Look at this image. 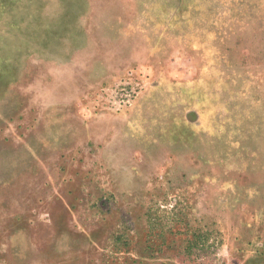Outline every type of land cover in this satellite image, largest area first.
<instances>
[{
	"label": "rangeland",
	"instance_id": "obj_1",
	"mask_svg": "<svg viewBox=\"0 0 264 264\" xmlns=\"http://www.w3.org/2000/svg\"><path fill=\"white\" fill-rule=\"evenodd\" d=\"M172 1L0 0V264H264V0Z\"/></svg>",
	"mask_w": 264,
	"mask_h": 264
},
{
	"label": "crops",
	"instance_id": "obj_2",
	"mask_svg": "<svg viewBox=\"0 0 264 264\" xmlns=\"http://www.w3.org/2000/svg\"><path fill=\"white\" fill-rule=\"evenodd\" d=\"M207 1H209V0H203L202 3L207 2ZM122 2H123L122 3V5H123V13L129 14V17L131 19L134 17L135 14H140L141 12L155 14V15L157 14V16H158V14H162V13H165V14H167V13H176L178 11V8L176 7V5L173 3L172 0H122ZM145 3H146L145 8H142V6L145 5ZM201 11L202 12H208L209 9L208 8L204 9V7H203V8H201ZM131 14H132V16H131ZM147 19L149 20L150 24H153L154 26H156V24H157L156 17H148ZM170 23H172V22H170ZM160 27H161L160 24H158L157 28H160ZM144 42L145 41H143L142 44L144 45L145 48L138 53L137 60H139L140 62L141 61L142 62L145 61V64H148V66H152L153 72L156 73V75H157L156 78L160 79L159 77H161V76H159L157 74L160 71L158 70V68L154 67V61L158 59L157 58V54L156 53H152V48H149V46H147L146 42L145 43ZM172 42L173 41H170L169 44H172ZM149 43L151 44L150 41H149ZM177 60H178L177 56H170V58H169L170 63H173V64ZM128 62H130V61H127V63ZM169 65H171V64H169ZM160 73H162L164 75L170 74V72L167 71V70H164L163 72H160ZM189 77L190 76H186L185 79H188ZM158 79H156V80H158ZM159 85H160V81H159L158 85L154 84L152 86V88L153 87L154 88H158ZM135 119L136 118L134 117V120ZM170 153H171V151H170ZM170 153H169V155H170ZM17 182H18V180H17ZM26 226L28 228H30L28 223H27ZM28 245L31 246V245H33V243L30 242ZM3 246H4V244H2L0 242V256H1L2 251H5L2 248ZM8 246H9L10 250H6L5 252L12 251L11 248L13 247V245L9 244ZM4 247H6V246H4ZM0 263H2L1 258H0Z\"/></svg>",
	"mask_w": 264,
	"mask_h": 264
},
{
	"label": "built area",
	"instance_id": "obj_3",
	"mask_svg": "<svg viewBox=\"0 0 264 264\" xmlns=\"http://www.w3.org/2000/svg\"><path fill=\"white\" fill-rule=\"evenodd\" d=\"M136 86L138 87V85ZM102 91L106 96L105 103L107 109L113 113L121 112L129 108L138 96L137 89L131 86H123L122 88L110 87Z\"/></svg>",
	"mask_w": 264,
	"mask_h": 264
}]
</instances>
